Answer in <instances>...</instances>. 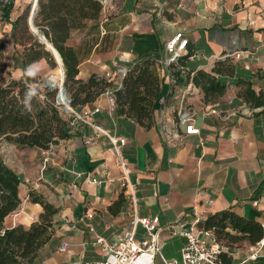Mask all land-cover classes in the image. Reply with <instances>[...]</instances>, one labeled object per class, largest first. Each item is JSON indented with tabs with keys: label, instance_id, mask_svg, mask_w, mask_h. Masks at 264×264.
Segmentation results:
<instances>
[{
	"label": "crops",
	"instance_id": "1",
	"mask_svg": "<svg viewBox=\"0 0 264 264\" xmlns=\"http://www.w3.org/2000/svg\"><path fill=\"white\" fill-rule=\"evenodd\" d=\"M101 12L94 22L100 39L78 53L79 79L101 75L115 65L127 67L142 57L160 62L165 41L179 32L188 38L186 70L211 71L217 59L229 56L236 64L237 76L251 81L256 92L264 91V0H112L111 6ZM6 22L0 25V38L10 33L11 23ZM240 50H249V56L235 59L227 55ZM46 65L40 60L25 73L35 75L38 67L42 71ZM160 72L165 98L162 105L158 101L149 128L118 115L114 101L105 95L98 100L101 111L93 115L96 123L122 142L130 179L139 181V214L157 216L165 226L176 218L192 223L230 209L264 223V106L250 107L237 95L239 87L234 79L227 80L228 87L219 101L210 103L204 101L197 87L185 93L184 82L168 87L165 70L160 67ZM22 77L17 63L11 69V78ZM212 104H218L221 115L202 116L204 107ZM185 105L196 113L199 134H186L183 126L174 125L176 110ZM87 138L90 143L85 142ZM110 148L107 137L95 135L86 124H79L69 138L47 150L28 148L34 154L31 161L35 164V158H39L40 164L35 176L27 170L16 171L22 180L21 199L34 190L58 207L52 238L39 251L35 264H67L81 254L85 260H99L100 252L89 243L94 236L89 226L108 240L116 239L128 227L121 169ZM46 153L49 161L40 172ZM92 177L102 182H93ZM30 179L41 182L27 185ZM120 196L123 202L113 213L109 206ZM26 205L37 217L42 212L38 203L26 200ZM87 211L92 213L91 218H83ZM7 218L4 227L31 223L25 215L9 224ZM62 240L68 243L65 251L59 249Z\"/></svg>",
	"mask_w": 264,
	"mask_h": 264
},
{
	"label": "trees",
	"instance_id": "2",
	"mask_svg": "<svg viewBox=\"0 0 264 264\" xmlns=\"http://www.w3.org/2000/svg\"><path fill=\"white\" fill-rule=\"evenodd\" d=\"M13 0H0L1 18L11 23V42L14 53L4 51L5 40L0 38V140L4 139L19 147L49 149L53 144L71 136L67 114L54 102L55 92L49 97H39L26 81L34 76L26 69L33 63L45 60L56 65L52 52L46 44L30 30L27 11L10 19ZM101 0H38L33 22L37 31L58 52L64 69V87L72 105L92 104L108 85L96 75L86 80L77 78L79 55L70 39L74 31L86 26L88 21L97 22L101 16ZM178 58L171 64L175 83L191 79L193 85L203 93L205 102H218L228 87V79H234L239 87L237 95L250 107L264 106V91L256 92L251 81L237 76L236 64L229 56L217 59L211 69L186 70L185 60ZM13 61V62H12ZM24 78H11V69L17 66ZM173 84V85H174ZM163 96V76L160 65L151 57L134 60L126 67L121 86L114 91V106L118 115L125 116L137 124L149 128L155 120V109ZM19 174L9 167L0 156V264H35L39 251L53 235V216L58 207L34 190L28 192L30 202L38 203L42 212L27 226L16 224L4 227L5 218L21 204ZM122 196L109 206L113 213L119 211ZM199 227L212 228L218 242L233 248V244L245 240L248 244L262 237L259 222L241 216L230 209L208 214L198 222ZM223 264H253L237 262L226 253L221 255Z\"/></svg>",
	"mask_w": 264,
	"mask_h": 264
},
{
	"label": "built area",
	"instance_id": "3",
	"mask_svg": "<svg viewBox=\"0 0 264 264\" xmlns=\"http://www.w3.org/2000/svg\"><path fill=\"white\" fill-rule=\"evenodd\" d=\"M3 1L6 2L5 0ZM111 2L112 0H101L102 9L111 6ZM187 45L188 38H185L179 32L172 35L164 43L163 58L158 63L165 70L168 87L175 83L171 64L176 63L179 57L187 54ZM249 54V50H240L227 55L235 59H240L241 57H248ZM212 57L215 58L214 56ZM203 58L208 59L205 55ZM125 71L126 67L115 65L113 69L98 75V78L103 79L108 85L92 104L86 105H72L67 91L64 96L62 95L63 77L59 84L54 82L53 88L56 89L54 102L70 118L69 127L71 131L78 130L79 124H86L95 131V135L103 134L107 137L116 164L121 169L120 184L124 189L127 200L124 215L129 220L128 227L114 240H108L104 236L96 233L93 226H89V230L94 233L93 239L89 243L100 252L101 258L99 260H85L81 254L79 258L67 264H157L158 261L161 264H179L176 258L168 259L163 255L162 248L165 236H178L183 238L180 246L181 264H223L221 261V255L223 253L230 255L234 261L240 263L252 262L264 258V223L260 224L262 227V237L257 242L248 244L244 250L233 251V248L230 249L217 241L212 228L199 227L198 222L200 219H196L192 223H186L180 218H176L174 221L168 222L163 226L160 224L157 216L146 217L139 214V199L136 193V185L139 181L138 178L134 181L130 179L131 169L122 155V142L116 135L109 134L105 128L93 120V115L101 111L102 108L98 102L100 96L105 95L114 101V91L121 86V79ZM184 86L185 93H190L195 88L191 79ZM164 98V96L159 98L161 105L164 102ZM162 109L160 108L159 110L161 115L163 112ZM221 112L218 104H212L204 107L201 115L204 117L208 115L220 116ZM226 115L223 116L225 117ZM195 119L196 113L185 105L176 110L174 125L183 126L186 134H199L200 129L195 125ZM85 142L90 143L91 139L87 138ZM167 142L170 141L168 140ZM48 161L49 155L46 153L41 161L42 166L40 172L46 168ZM91 179L93 182L99 184L102 182V179L97 177H92ZM27 199L28 193L24 201ZM15 212L17 213H14L13 217L21 215V211ZM26 216L30 221L35 220L34 214L27 213ZM85 217L91 218L92 213L87 211L83 218ZM67 246L68 243L62 240L59 244L60 251H65Z\"/></svg>",
	"mask_w": 264,
	"mask_h": 264
},
{
	"label": "rangeland",
	"instance_id": "4",
	"mask_svg": "<svg viewBox=\"0 0 264 264\" xmlns=\"http://www.w3.org/2000/svg\"><path fill=\"white\" fill-rule=\"evenodd\" d=\"M30 2H31V0H13V7H12L11 12H10V19L11 20L15 19L19 14H21L25 11L29 12L30 6H31ZM5 22L6 21L1 18V11H0V25H2V26L5 25ZM8 26H9V24H8ZM100 33L101 32L98 29L97 25H95L94 22L90 21L89 23L86 24V26L84 28L73 32L72 37L70 39V42L75 47V49L77 50L78 53H83L84 49L91 47V45L95 44L100 39V37H101ZM4 34H5V32H4ZM105 36H107V38H109L108 35H103V38H105ZM1 39L5 40L3 48H4L5 53L8 56H11V54L14 53V48H17V49L21 48L20 46L11 47V45H13L11 42V30H10V33L8 35L5 34L4 37ZM113 39L114 38L112 37L110 40L111 44L113 42ZM8 45L10 46V48H7ZM46 64L47 65H46L45 69L42 71H40V67H38V69H39L38 73L33 75L34 77L31 80L26 81V79L24 77H22V78H24L23 80L26 81L27 85L30 86V88H33L37 92L38 96L41 98L44 96L49 97L48 94L51 93V91H52V93L56 92V89H54L48 83H50L53 80V74H56L57 76L59 75V69H58L59 67H58L57 63L54 67L51 66L50 64H48L47 62H46ZM63 76H64V73H63ZM55 80L57 81V79H55ZM52 82L54 83L55 81L53 80ZM30 151L31 150H29L27 147H19V146H16L15 144L8 142L4 139L0 140V156L2 157V159H5L7 161V163H11V165L14 166L13 168L15 171L19 170L20 172L22 171L24 173L25 170H27L28 173L32 174L31 176H35V173L37 171V167L40 164V162H39L40 159L35 158L37 163L34 164V162L31 161V157H30L34 154H30ZM38 182L40 183L41 180L34 179L32 181L30 179V180H27V185L33 184L36 186V183H38ZM26 191H28V190H26ZM27 200H29V197ZM22 202H23V204H20L17 209H15L11 214L8 215V218L6 219V222L8 224L12 220H14V218H16V219L18 218V220H19L20 217L22 218V216H24V215L26 216L27 213L32 214L33 211H31L28 208V205H26V201H24V199H22L21 203ZM15 211H18V212L21 211V213L22 212H25V213L19 215L20 217H18V215L13 217V214L17 213ZM34 216H35V219L38 218L35 214H34ZM182 241H183V238L178 237V236H173V237L165 236L164 245L162 248L163 255L168 259L176 258L179 261V264H181L180 246L182 244ZM247 245H248V242L245 240L238 241L237 243L233 244V251L244 250ZM89 249L87 252V256L90 255ZM251 263H253V264H264V258H260L256 261H252ZM157 264H161V262L158 261Z\"/></svg>",
	"mask_w": 264,
	"mask_h": 264
},
{
	"label": "water",
	"instance_id": "5",
	"mask_svg": "<svg viewBox=\"0 0 264 264\" xmlns=\"http://www.w3.org/2000/svg\"><path fill=\"white\" fill-rule=\"evenodd\" d=\"M37 8H38V0H35V1H34V6H32L31 12L29 13V16H28V18H27V19H28V25H29L30 30L33 32V34L36 35L41 41H43V42L46 44V49L50 50L49 47L53 48L52 44H50L48 41H46V40H45V37H44L43 35H41V34L37 31L36 27L34 26L33 18H34V15H35L36 12H37ZM50 51H51L52 54L54 55V58H55L57 64H59V61H58V59H57V57H56V53L58 54V52L56 51V49L53 48V49L50 50ZM58 57H59V59H60V64H61V67H62V73H64L63 64H62V61H61V58H60L59 54H58ZM63 81H64V76H63ZM63 83H64V82H63ZM48 84H49L50 86H52V87L54 86V83H51V82H50V83H48ZM61 92H62V95H63V96L66 94V89H65V87H64V84H63V86H62V90H61Z\"/></svg>",
	"mask_w": 264,
	"mask_h": 264
},
{
	"label": "bare ground",
	"instance_id": "6",
	"mask_svg": "<svg viewBox=\"0 0 264 264\" xmlns=\"http://www.w3.org/2000/svg\"><path fill=\"white\" fill-rule=\"evenodd\" d=\"M34 1L35 0H31V6H30V10H29V13L31 12V9H32V6H34ZM29 13H28V16H29ZM50 48V50H52L53 48H51V47H49ZM56 57H57V59H58V61H59V64H58V69H59V75L57 76L56 74H53V80L56 82V84H59L60 83V80H61V78L63 77V73H62V67H61V64H60V59H59V57H58V54L56 53ZM55 79H57V81L55 80ZM52 80V81H53ZM51 81V82H52ZM53 83V82H52ZM22 213H24V212H22ZM21 213V214H22Z\"/></svg>",
	"mask_w": 264,
	"mask_h": 264
}]
</instances>
